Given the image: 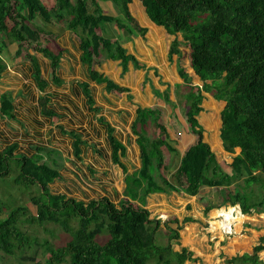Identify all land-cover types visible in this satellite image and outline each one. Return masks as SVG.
I'll use <instances>...</instances> for the list:
<instances>
[{"label":"trees","instance_id":"trees-1","mask_svg":"<svg viewBox=\"0 0 264 264\" xmlns=\"http://www.w3.org/2000/svg\"><path fill=\"white\" fill-rule=\"evenodd\" d=\"M99 1L0 0V78L7 69L1 55L7 46L5 36L18 42V55L26 53L36 62L34 55L42 54L51 61L53 72L58 69L65 46L59 42L58 34L38 23L37 19L41 18L45 24H60L70 30L78 40L80 60L87 65L90 78L105 79L112 86L96 68L99 59L103 56L121 59L125 66L130 55L118 39L106 37L102 30L106 22H113L129 31L127 21L135 24L136 20L129 9L131 0H109L119 8L121 13L117 16L103 12ZM140 1L156 24L169 32L182 33L190 48L191 65L204 90L216 87L215 97L225 101L220 137L225 150L234 152L240 148L232 156L231 171L222 167L211 144L204 139L198 119L203 109L199 88L196 95L190 94L189 98L192 95L194 98L187 110L191 131L198 138L180 159L175 174L178 184L163 173L165 154L173 153L174 149L165 148L166 128L159 123L158 115L155 122L161 134L153 139L149 137L145 147L141 145L142 164L133 174L126 175L123 192L126 197L117 202L107 196L80 200L50 190L60 171L42 161L41 152L45 149L36 146L35 154L19 156V141L6 138L0 145V177L11 174L15 167L18 174L14 183L26 187L36 184L39 194L31 197L37 207L36 214H31L26 205H16L5 216L0 215V257L2 254L17 257L30 251L33 255L23 257L34 264H185L186 260L200 259L187 246L174 249L180 243L175 241L180 240L182 228L178 217L164 222L167 243L156 242L161 219L151 218L150 210L144 207L150 193L168 190L196 195L204 186L230 189L234 185L233 192L223 197L224 203L239 204L243 213H251L264 204V195L250 203L249 195L240 191L238 182L245 176V183H263L260 173H264V0ZM39 77L40 71H36L40 88L44 90L46 82ZM12 111L11 92L2 93L1 115L10 112L12 116L7 117L12 119ZM111 141L117 161L121 143L113 135ZM163 148L167 150L165 153ZM233 210L228 212L232 214ZM185 220L193 221V217ZM50 222L58 224L70 238L54 245L48 240L40 242L37 235L26 229V223L44 226ZM38 246L43 249V258L34 255ZM262 250L264 236L251 252L227 260L233 264H264L259 254ZM200 264L204 262L200 260Z\"/></svg>","mask_w":264,"mask_h":264},{"label":"crops","instance_id":"crops-1","mask_svg":"<svg viewBox=\"0 0 264 264\" xmlns=\"http://www.w3.org/2000/svg\"><path fill=\"white\" fill-rule=\"evenodd\" d=\"M99 4L106 14L117 16L121 13L112 1L100 0ZM106 8H110V10H106ZM129 9L136 20L135 24L127 23L129 31L119 28L113 22H106L102 34L112 39H118V36L121 35V38L124 39L122 44L124 48L128 47L129 52L134 53L142 64L135 69L133 64L128 62L127 65L130 64L129 71H124L121 59L101 57L96 68L103 77L113 83L112 86H109L105 79L94 80L90 78L87 65L80 60V51L76 46L78 40L66 28L61 33L50 30L59 35V42L66 49L55 72L52 71L51 61L42 54L34 55L37 63L26 53L18 55L17 51L20 48L18 46L15 62L8 64L5 61L7 69L0 78V99L2 93L11 92L14 115L9 121L10 118L1 115L0 112V135L4 137L3 143L8 138L7 134H18L17 138L13 137L11 140L23 141L24 144L19 148V151L21 149L30 151V155L36 152V146L45 150L50 147H61L65 153L71 155L74 148L75 150L78 149L77 144L80 143L87 160L97 170V177L89 181V184H85L87 186L85 189L92 192H102L104 196L113 198L112 200L115 202L126 197L123 193L126 187V175L133 174L142 164V146L138 142L141 130L147 131L151 124H154L159 128L157 137L161 134V129L155 121H150L148 124L145 123L144 126L139 127L137 124L139 107H149L159 111L157 113V116L159 115L158 121L165 126L167 137L175 145L173 153L167 151L165 154V170L168 173L163 171L171 181L170 176L175 171L170 172L171 165L177 160V170L184 151L197 140L198 135L192 133L187 120L189 108L187 101H185L188 106L185 116L179 122L171 120V117L175 115L176 107L173 111L163 109L167 107L165 106L166 100L170 99L171 103L173 101L178 102L176 93L179 88L193 86L201 89L200 106L203 109L198 116L199 124L205 127L200 126L203 128L204 139L211 144L218 161L226 171H231L229 165L232 162V156L240 152L239 147L235 148L234 152H229L223 146L220 128L222 123L221 112L225 106V101L217 99L203 89V82L191 65L190 48L185 44L182 33L169 32L165 27L156 24L148 16L146 8L140 0H131ZM48 25L55 26L53 24ZM133 32H138V35H133ZM28 50L30 53L33 52L31 49ZM36 71H40L39 80L46 82L44 90L40 88ZM57 78L60 80L59 82L56 80ZM147 78L150 81L153 80L156 88L165 93L164 98L154 96L151 82L145 84L144 88L142 87ZM186 78H189L190 81H187ZM84 84H87L86 89ZM166 87L170 89H166ZM130 93L133 94L132 100L129 99ZM177 112L181 113L179 109ZM176 117L179 118V116ZM110 128L113 129L111 134ZM135 128H139L138 132L134 130ZM68 130L70 132H67ZM73 134L79 136L75 137ZM112 135L121 143V148L117 153V161L113 157ZM24 137H28L27 140H24ZM64 141L65 143H62ZM225 164L229 167L225 168ZM220 189L204 186L196 195H188L184 191L152 192L147 196L144 207L150 210L151 218L166 217L167 219L164 221L161 220L162 223L178 217L179 224L182 225V229H180L182 239V230L186 228L187 224H192L193 229L201 228L200 226L207 222H216L214 221V211L221 210L224 205L228 209L226 206L228 203L224 202L220 206L213 207L215 205L214 199L209 200L210 202L207 201L212 202L211 205L206 202L201 205L204 195H213L212 192L215 193L216 190ZM211 206L212 208L206 211ZM235 206L241 209L239 204ZM234 213L233 211L228 218L236 219V223H232L231 220L228 221V223H232L231 227L235 226L234 230H248L244 233L245 235L233 236L237 238L236 243L232 241L229 248L240 249L242 246L239 243L241 244L254 235L257 239L255 233L261 229H258L256 222L246 218L249 213H245L244 217L238 216L236 213V218H233ZM188 217H193V221H186L185 219ZM163 224L165 226V223ZM171 225L174 227L177 224L171 223ZM249 230H254V233ZM261 236L264 235L261 234ZM217 239L220 241L221 238L218 237ZM255 244L253 243V245ZM179 245L181 247L187 246L194 252L193 256L198 257L205 264L204 258L196 256L195 251L189 245L182 243ZM214 247L216 248L217 244ZM174 249L178 250L175 246ZM200 260L198 264H200ZM186 262L185 264H187Z\"/></svg>","mask_w":264,"mask_h":264},{"label":"rangeland","instance_id":"rangeland-1","mask_svg":"<svg viewBox=\"0 0 264 264\" xmlns=\"http://www.w3.org/2000/svg\"><path fill=\"white\" fill-rule=\"evenodd\" d=\"M107 9L110 10V8H106V10ZM37 21L46 30L52 29V31H55L57 33L58 32L61 33V31L65 28L64 26L60 24H56L55 26H50L48 24H45L41 20V18H38ZM127 23H130V22L127 21ZM133 35H138V32H135V33L133 32ZM5 39L7 42V46L4 48L2 57L8 64H12L13 62H15V57L17 56L16 49L19 46V44L17 41H14V40L11 41V39L7 38L6 36H5ZM118 40L121 44H123L124 39L121 38V35L120 37L118 36ZM125 49H126L127 54L130 55V57H128L129 58L128 62H130V64H133L135 69L139 68L141 66L140 64H142L141 61H139V59L135 57L134 53L129 52L128 47H125ZM130 64L128 65L126 64L124 66V71H127V70L129 71ZM186 79L187 81H190L189 78H186ZM148 82H151L154 96L156 97L158 96L159 98L165 97L164 96L165 93L162 90L156 88L153 80L150 81L147 78V80L145 81L144 85H142V87L144 88L145 84H148ZM208 82H210V80ZM202 87L203 89L205 88L204 84ZM125 89L126 91H128L127 88ZM166 89H170V88L166 87ZM177 91L178 92L176 93V97H177L178 102L173 101L171 103L169 97L167 96V99H169V100H166V103H165V106L167 107L163 109H168L170 111L171 110L173 111L174 108L176 107L175 108L176 110L174 112L175 115L171 117V120L172 121L175 120L179 122L181 118L185 116L186 109L188 108V106H190V103H191L190 100L194 98V95H192V98H188V94L194 93L196 95L198 93V87L185 86L183 87V89L181 88L177 89ZM216 91H217L216 87H213L207 90V92H209L210 94L214 96L216 94ZM129 99L130 100L133 99L132 93L129 94ZM185 101L189 103L188 106L186 105ZM177 109H179L181 113H178ZM157 113H159L157 109L151 110L149 107L147 108L139 107L137 124H139V127H141V126H144L145 123L148 124L150 121L151 122L155 121V117H157ZM7 116L10 117L12 115L10 112H8ZM176 116H179V118H177ZM9 121H11V119H9ZM201 125L202 124H200V126ZM3 129H6V128H3ZM134 130L138 132L139 128H135ZM158 130L159 128L154 126V124H151L150 129H147V131H145L144 129L141 130V132L139 133V138H138L139 144L142 146L144 145L145 147L147 145L146 143L148 142L147 140L149 139V137L152 139L157 137ZM112 131L113 129L110 128V134L112 133ZM67 132H70V130H68ZM73 135L75 137L79 136L76 134H73ZM178 135H180V133H178ZM7 137L8 138L11 137V139L13 137L17 138L18 134H15V133L13 135L7 134ZM3 138L4 137L0 135V145L3 144L2 143ZM27 138L28 137H24V140H27ZM15 140L19 141L18 147L21 148V146L24 144L23 141H20L19 139H15ZM165 140H166L165 148H168V147L174 148L175 145L170 140V138L166 137ZM62 143H65V141ZM64 145L68 146L67 144H64ZM77 147L78 149L75 150L74 148V151H72L71 155L65 153L64 149L61 147H52V148L50 147L46 149L45 151L41 152L42 161L46 162L52 167L57 168L60 171L58 180L54 181V183L51 184L50 190L54 192L61 191L63 192V194L68 193L71 196L76 197L80 200L82 199L89 200V199H96V198L103 197L104 195L102 194V192H98V191L92 192V191H88L85 189V187H87L86 185L89 184V181H92L93 178L97 177L96 175L97 170H95L96 168H94L90 164V162L87 160L80 143L77 144ZM165 148H163L164 153L167 151ZM25 151L26 150L21 149L18 152V155L22 156L23 154H26V152L29 155L31 154L29 153L30 151H26V152ZM176 163H177V160L176 162H173V164L170 167V172L175 170L172 176H170V178L173 180V182L178 184L177 180L175 179L176 167H177ZM224 167L228 168L229 166L225 164ZM13 169L14 170L12 171L11 174H8L4 177H0V215L5 216L8 210L16 205H26L31 214H36L37 207L33 203L31 197L34 195L37 196L39 194V186L34 184L29 187H26L25 185L14 183V178L18 174V170L15 167H13ZM163 171L164 173H168L165 170V168L163 169ZM260 176L262 177L261 180L263 181V183L262 182L261 183L251 182L250 184H248L247 182L245 183L244 182L245 176H242L241 179L238 181L241 185L240 191L243 193L245 192L247 193V195H249L248 201L250 203L261 200L264 195V185H263L264 184V173H260ZM71 179H72V182H71ZM158 181H159V178H158ZM233 188H234V185H232L230 189H227L226 187H222L220 190H216L215 193L212 192L213 195L212 194L204 195L201 201V205H203L205 202L209 203L210 202L209 200H213V199H214V204H215L213 205V207L222 205L223 196H226L227 193H229L230 191L233 192L232 190ZM213 196L215 198H212ZM211 203H209V205H211ZM226 206H228V209L225 208V205H224L222 206L223 208L221 210L213 212V215L215 216L214 221L216 222H213V223L207 222L203 226H200L201 228H198V229L197 228L193 229L192 224H187L186 228L182 230L183 237L181 239V236H180L181 241H175V240L173 241L180 242V244L182 243V244L189 245L195 251L196 256H201L204 258L205 264H233L227 260L230 258V256L233 257L237 255L238 253L239 255H241L245 252H251L253 243H257L259 241L261 234L264 235V204L261 205L259 208H256L258 210H253L251 213L246 215L247 216L246 218L251 219L252 222H256L258 224V229H261V230L255 233L257 234V239L255 238L256 235L252 237L247 236L249 238L241 242V244L239 243V245L242 246L240 249H237V248L230 249L229 248V246L232 244V241L233 242L235 241L236 243L237 238L233 236L235 235L237 236V234L245 235L244 233H246V231L248 230H240V229L234 230L235 226L231 227V224L236 223V219H228L231 216V212H228V211H230L231 208L235 209L233 210L235 212L233 215V218H236L235 216L236 213L238 214V216L242 215L243 217L245 213H243L242 210L238 206L230 205L229 203ZM159 218H161L162 221H164V219H167L166 217H161V216H159ZM229 220H231L232 223H228ZM163 223L161 224V227L157 231V235H156L157 237L156 242L161 245L167 243L168 241V237L166 235L167 230ZM73 224L76 225L75 222H73ZM176 226L177 225H175L174 227ZM26 229L29 231V233L37 235L40 242H43L44 240H48L54 245L64 243L66 240L70 238V235L67 234L58 224H55L52 222L46 223L44 224V226L26 223ZM249 231L254 233V230L253 231L249 230ZM218 237H220L221 239L223 238V239L222 240L220 239V241H218L217 239ZM255 239L256 241H254ZM215 244H217L216 248L214 247ZM175 248L180 250L181 245L175 244ZM30 253H31L30 251H25L23 255L24 254L25 256L33 255ZM259 254H260L261 259L264 261V250L260 251ZM23 255L20 254L19 256L16 257V256H7L6 254H2V257H0V264H34V261L26 257H23ZM34 255L37 258H43L44 254H43L42 247L38 246ZM186 263L187 264H198V261L187 260Z\"/></svg>","mask_w":264,"mask_h":264}]
</instances>
